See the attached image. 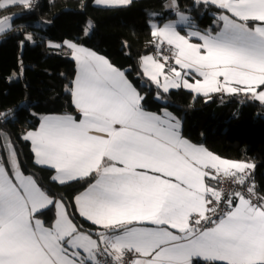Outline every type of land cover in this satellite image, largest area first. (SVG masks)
<instances>
[{
  "label": "snow or ice",
  "instance_id": "6c2138e0",
  "mask_svg": "<svg viewBox=\"0 0 264 264\" xmlns=\"http://www.w3.org/2000/svg\"><path fill=\"white\" fill-rule=\"evenodd\" d=\"M202 2L230 14L219 15V31L185 37L173 24L155 28L157 49L166 43L171 57L164 56V63L142 57L144 74L164 93L183 88L210 98L244 92L264 103V0ZM13 5L30 9L31 0H0V9ZM10 21L0 19V33ZM67 47L79 68L72 95L81 118L45 117L23 139L31 142L37 164L55 170L54 182L86 181L94 174L75 204L80 217L102 230L93 238L75 224L62 201L21 172L9 142L11 174L0 163V264H107L101 256L122 264L126 252L137 254L132 264H264V202L249 198L255 185L249 197L237 191L225 198L209 183L223 175L243 185L255 166L190 143L170 113L143 109V97L108 60L72 43ZM170 58L178 68L165 71ZM193 73L202 79L190 82ZM52 206L56 218L46 227L37 217Z\"/></svg>",
  "mask_w": 264,
  "mask_h": 264
},
{
  "label": "trees",
  "instance_id": "16d2710c",
  "mask_svg": "<svg viewBox=\"0 0 264 264\" xmlns=\"http://www.w3.org/2000/svg\"><path fill=\"white\" fill-rule=\"evenodd\" d=\"M169 1L133 0L126 6L99 7L94 0H32L30 9L22 5L0 9V19L12 18L11 28L0 35L3 163L8 168L10 142L21 172L31 176L51 199L62 201L70 219L93 236L101 229L78 216L74 198L94 181V174L86 181L57 184L52 170L35 164L30 143L23 139L27 131L38 127L43 116L79 118L71 92L76 62L63 48L65 41L105 57L143 97V109L159 115L170 113L179 120L181 135L191 143L220 158L253 164L254 180L264 195V103L244 92L210 94V98L182 88L164 93L142 72L141 58L157 49L151 25L176 19L166 8ZM175 1L194 29L213 34L219 30L215 17L226 14L224 10L202 1ZM88 21L92 22L89 32L85 30ZM29 34L31 39L25 40ZM38 217L51 226L54 206Z\"/></svg>",
  "mask_w": 264,
  "mask_h": 264
},
{
  "label": "crops",
  "instance_id": "0c3cea01",
  "mask_svg": "<svg viewBox=\"0 0 264 264\" xmlns=\"http://www.w3.org/2000/svg\"><path fill=\"white\" fill-rule=\"evenodd\" d=\"M131 1H133V0H130V2ZM196 1H198V0H196ZM200 1H202V0H200ZM129 2V3H130ZM128 3V4H129ZM168 3H173V0H170ZM94 4L96 5V6H99V7H121V6H126V5H128V4H124V5H116V6H111V5H108V4H105V3H98L97 2V0H94ZM208 4H211V3H208ZM173 5V4H172ZM213 5V4H212ZM31 6H32V2H31ZM215 6V5H214ZM169 10H171L172 11V9H169ZM223 10V9H222ZM225 11V10H224ZM226 12V11H225ZM223 14H225V13H223ZM227 14V13H226ZM229 14V13H228ZM227 14V15H228ZM218 17H219V15L218 16H216L215 17V19L219 22V24H220V27L222 26V22H220L219 20H218ZM177 19V18H176ZM176 19L175 20H172V21H169V22H167V23H165L164 25H158V24H152L151 25V28H152V32L154 31V29L155 28H163L165 25H167V24H171V23H173L174 24V27L177 29V31L180 33V35H183V36H185V37H188V34H189V32H192V31H198V30H196V29H194L193 27H191L190 25H188V20H186V22L184 23V25H180V24H178V23H174V21H176ZM255 23H259V22H254L253 23V25H250V26H255ZM180 29H182L183 30V32L182 31H180ZM220 29V28H219ZM219 31V30H218ZM89 32V31H88ZM198 32H200V33H203V32H201V31H198ZM190 42L191 43H200V41L196 38V37H191L190 38ZM67 43H72V44H75V45H77L78 47H83L82 45H79V44H76V43H74V42H72V41H65L64 43H63V48L65 49V51L69 54V56L76 62V60L73 58V56H72V50L70 49V48H68L67 47ZM160 43V40L157 38V44H159ZM163 45H167L166 43H163L161 46H163ZM168 46V45H167ZM83 48H85V47H83ZM157 48V47H156ZM85 49H87V48H85ZM87 50H90V49H87ZM90 51H92V50H90ZM92 52H94V51H92ZM94 53H96V52H94ZM97 54V53H96ZM97 55H99V54H97ZM99 56H101V55H99ZM146 56H149V55H146ZM150 56H152V55H150ZM103 57V56H102ZM145 57V56H144ZM105 58V57H104ZM106 59V58H105ZM107 60V59H106ZM160 63H164V62H162V60H159V59H157ZM109 62V61H108ZM110 63V62H109ZM168 64H169V66H175L174 65V60H172L171 58L169 59V62H168ZM140 66H141V69H142V72L144 73V71H143V67H142V63H141V61H140ZM175 67H177L178 68V66H175ZM117 69V68H116ZM118 71H120L119 69H117ZM78 72H79V68H78V64H77V62H76V73H75V76H74V80H73V85H72V90H73V88H74V82H75V80H76V78H77V76H78ZM120 72H122V71H120ZM123 73V72H122ZM124 74V73H123ZM145 75V74H144ZM146 76V75H145ZM147 77V76H146ZM148 78V77H147ZM190 79V82H194V80L195 79H202V78H199V77H197V76H195V74L193 73L192 74V77H190L189 78ZM222 79V78H221ZM150 80V79H149ZM72 90H71V92H72ZM187 90V89H186ZM261 90H264V89H261ZM137 91V90H136ZM189 91V90H188ZM138 92V91H137ZM217 93H223V94H226V95H228V93H224V92H217ZM195 94V93H194ZM210 94H216V93H210ZM209 94V95H210ZM197 95V94H196ZM230 95V94H229ZM201 96H204V95H201ZM74 100V98H73V95H72V101ZM73 105H74V108H75V113L76 114H78L79 115V118L77 119V118H75V116L74 115H46V116H43L42 118H41V120H40V123L42 122V120H43V118H45V117H49V116H56V117H63V116H71L74 120H76V121H79V119L81 118V114H80V112H79V110L76 108V106H75V104H74V102H73ZM149 113H151V112H149ZM153 114H155V113H153ZM157 115H159V114H157ZM161 116H163L164 114H160ZM177 120V119H176ZM179 121V120H178ZM40 123H39V125H40ZM39 125H38V127L36 128V129H34V130H30V131H35V130H37L38 128H39ZM27 132H29V131H27ZM26 132V133H27ZM25 133V134H26ZM179 133H180V135H181V125L179 126ZM182 136V135H181ZM183 137V136H182ZM184 138V137H183ZM184 139H186V138H184ZM187 140V139H186ZM190 142V141H189ZM29 143H30V148H31V142L29 141ZM191 143V142H190ZM193 144V143H192ZM199 146V145H198ZM203 147V146H202ZM205 148V147H204ZM206 149V148H205ZM207 150V149H206ZM32 151V150H31ZM8 153H9V150H8ZM32 154H33V156H34V162H35V164L36 165H38V166H40V167H43V168H47V169H50V170H52L53 171V175H52V180H53V177L56 175V173H55V170L54 169H52V168H50L49 166H47V165H41V164H37L36 163V158H35V154L32 152ZM215 155V154H214ZM8 157H9V154H8ZM223 159V158H222ZM8 160V159H7ZM230 161H232V160H230ZM6 167V166H5ZM6 170L11 174V167L10 166H8V168L6 167ZM25 176H27V175H25ZM94 182V181H93ZM215 181H209V183H211V184H213V186H215V187H217L216 186V184L214 183ZM55 183H57V184H61L59 181H55ZM70 183V182H69ZM66 184V183H65ZM38 186V185H37ZM88 188V187H87ZM86 188V189H87ZM86 189H84L81 193H83ZM81 193H79L78 195H80ZM77 195V196H78ZM74 206H75V209H76V204H75V198H74ZM54 209H55V207H54ZM77 212V211H76ZM77 214H78V216H79V213L77 212ZM80 217V216H79ZM37 218H39V217H37ZM55 218H56V209H55ZM81 219H83L84 221H86L84 218H82V217H80ZM40 219V218H39ZM42 220V219H41ZM55 220V219H54ZM42 222H43V220H42ZM54 222V221H53ZM86 222H88V223H90L89 221H86ZM44 223V222H43ZM91 224V223H90ZM52 225V224H51ZM134 225L135 226H139V227H154L153 225H151V224H149L148 222H134ZM46 227H51V226H49V225H45ZM95 226V225H94ZM97 228H99L98 226H96ZM100 229V228H99ZM102 230V229H101ZM101 230H99V231H101ZM173 231L175 232L176 230L175 229H173ZM93 238H97L96 236H93ZM135 254V253H134ZM111 259H112V257H110ZM137 258V254H135V257L133 258V260H135ZM132 260V261H133Z\"/></svg>",
  "mask_w": 264,
  "mask_h": 264
},
{
  "label": "built area",
  "instance_id": "2783aa9c",
  "mask_svg": "<svg viewBox=\"0 0 264 264\" xmlns=\"http://www.w3.org/2000/svg\"><path fill=\"white\" fill-rule=\"evenodd\" d=\"M168 48V47H167ZM166 50H168L166 52ZM153 57L158 58L159 60H162L164 56H171V51L166 49V45L161 46L159 49H155L153 52ZM0 163H3L2 157L0 155ZM249 171V176L245 181V184L240 185L234 182V180L231 177H224L223 175H220L218 179L214 182L216 184V188L220 190L224 197L227 198L229 193H234V192H241L246 195V197H249L248 194V188L252 186L253 184L255 185V196H250L249 198L252 200L253 203H258V202H264V200H260L259 198H264V195H262L259 191V187L257 183L254 180V170H248ZM224 205H221V208H223ZM215 218V217H214ZM135 257L134 253L126 252L124 256L122 257V264H132V260ZM102 262H107V264H112V259L108 256H101L98 257Z\"/></svg>",
  "mask_w": 264,
  "mask_h": 264
},
{
  "label": "rangeland",
  "instance_id": "374dc122",
  "mask_svg": "<svg viewBox=\"0 0 264 264\" xmlns=\"http://www.w3.org/2000/svg\"><path fill=\"white\" fill-rule=\"evenodd\" d=\"M32 1V0H31ZM173 4V5H172ZM166 8L167 9H172V11H173V13H175L176 14V21H174V23L176 24V23H178V24H180V25H184V23L186 22V20L185 21H181V19H180V15H183L184 17H186V18H188V16L186 15V14H182L181 12H179V8H178V5H177V3H176V1L174 2V3H167L166 4ZM13 17V16H12ZM5 18V17H4ZM1 19H3V18H1ZM10 23H11V25H12V18H11V21H10ZM171 24H173V23H171ZM174 25V24H173ZM90 29V31H91V29H92V22L91 21H88L87 22V24H86V26H85V30L86 31H88ZM9 30V29H8ZM8 30H6V31H8ZM5 31V32H6ZM5 32H3V33H5ZM3 33H0V35L1 34H3ZM170 48V46H167L166 45V49H168V48ZM155 50V49H154ZM154 50H152V52L149 54V55H153V52H154ZM168 50H166V52H167ZM168 53V52H167ZM171 57V56H170ZM154 58H156V57H154ZM156 59H158V58H156ZM162 62H164V60L162 59ZM169 62V61H168ZM168 66H169V64L168 65H166V68H165V71H167L168 70ZM179 70V69H178ZM149 79V78H148ZM161 80H162V77H161ZM155 84V83H154ZM161 90H162V88H160ZM183 89V88H182ZM170 90H174V89H170ZM169 90V91H170ZM186 90V89H185ZM7 159H8V161H7V164H8V166H10V164H9V157H8V155H7Z\"/></svg>",
  "mask_w": 264,
  "mask_h": 264
}]
</instances>
